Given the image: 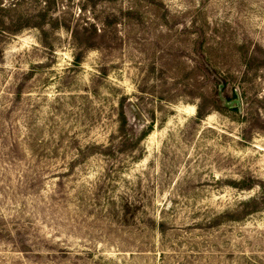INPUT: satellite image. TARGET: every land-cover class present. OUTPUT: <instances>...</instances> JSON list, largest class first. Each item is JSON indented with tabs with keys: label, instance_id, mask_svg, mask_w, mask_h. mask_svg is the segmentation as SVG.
I'll list each match as a JSON object with an SVG mask.
<instances>
[{
	"label": "rangeland",
	"instance_id": "1",
	"mask_svg": "<svg viewBox=\"0 0 264 264\" xmlns=\"http://www.w3.org/2000/svg\"><path fill=\"white\" fill-rule=\"evenodd\" d=\"M1 2L0 264H264V0Z\"/></svg>",
	"mask_w": 264,
	"mask_h": 264
},
{
	"label": "trees",
	"instance_id": "2",
	"mask_svg": "<svg viewBox=\"0 0 264 264\" xmlns=\"http://www.w3.org/2000/svg\"><path fill=\"white\" fill-rule=\"evenodd\" d=\"M1 1L2 0H0V35L1 36H7L11 34L15 35L21 29H24L27 27H33V28H38L42 30V27L44 26V23H45L44 19H41L40 22L24 20L20 17H17V19H12L6 14H9L10 12L14 11L13 7H15L16 4L11 3V2L6 4ZM85 26L82 27V29H84V31L87 32V28Z\"/></svg>",
	"mask_w": 264,
	"mask_h": 264
}]
</instances>
